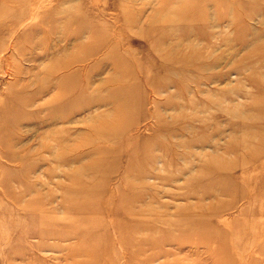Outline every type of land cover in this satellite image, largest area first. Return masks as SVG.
Instances as JSON below:
<instances>
[{
    "label": "rangeland",
    "instance_id": "rangeland-1",
    "mask_svg": "<svg viewBox=\"0 0 264 264\" xmlns=\"http://www.w3.org/2000/svg\"><path fill=\"white\" fill-rule=\"evenodd\" d=\"M0 264H264V0H0Z\"/></svg>",
    "mask_w": 264,
    "mask_h": 264
},
{
    "label": "bare ground",
    "instance_id": "bare-ground-1",
    "mask_svg": "<svg viewBox=\"0 0 264 264\" xmlns=\"http://www.w3.org/2000/svg\"><path fill=\"white\" fill-rule=\"evenodd\" d=\"M74 36H77V34L74 35ZM72 58L61 65V66H63L62 67L63 70L64 69L65 70H69V68L73 67V65H75V63L79 61V60H76L75 58H73V59ZM127 73H128V71L126 70V67H124L123 72L121 73V77L122 78L125 77V75ZM69 78H70V80H73V76L72 75L69 76L68 79ZM56 88H57L56 94H55L54 97H52L50 99L49 105H54L55 106L60 101H62V100L65 101V98L68 96V94L70 93V90H71V88L67 89L65 87L63 88L62 86H58ZM122 91H123L122 88H119L118 90L115 91V92H117L116 95L118 93L122 92ZM113 97L115 98V96H113ZM116 99L119 100L118 97ZM121 99H122L121 102H120L121 104L118 105L117 109L115 110V113H114V115L112 117L113 119L112 118L110 120L107 119L106 121H103L97 127H95L94 133H95V135L97 137H99V138L100 137H108V135L111 136L112 134H116L118 131H120L122 129V126H121L122 125V119L127 118V117H129V115H131V106H130L131 102H130V98L128 96V91L124 93V96ZM52 110L54 111L53 113L56 112L54 109H52ZM53 113L51 112V114H53ZM42 147L44 149L47 148V146H45L44 144L42 145ZM144 156H146V154ZM129 162H131V161L128 160V163H127L128 165H127L126 170H128V173L125 176L126 179L129 177V175H130V173L132 171L135 173V170H133V168H131V166H129ZM103 165L104 164L102 163V161L93 160L91 163H89L87 165V167L85 169L81 170V172L79 174H76V176L80 177V176H85L86 174H96V173L100 172L101 167ZM130 169H132V170H130ZM136 175H138V177H142L141 171H137ZM96 185H97V183H96ZM141 218H143V217H141ZM133 231H134V233H136L135 230H133Z\"/></svg>",
    "mask_w": 264,
    "mask_h": 264
}]
</instances>
